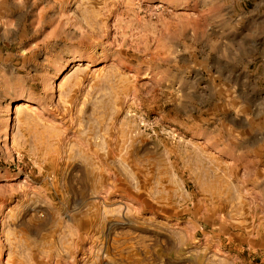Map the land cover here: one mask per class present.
<instances>
[{"label":"rangeland","instance_id":"1","mask_svg":"<svg viewBox=\"0 0 264 264\" xmlns=\"http://www.w3.org/2000/svg\"><path fill=\"white\" fill-rule=\"evenodd\" d=\"M0 264H264V0H0Z\"/></svg>","mask_w":264,"mask_h":264},{"label":"bare ground","instance_id":"2","mask_svg":"<svg viewBox=\"0 0 264 264\" xmlns=\"http://www.w3.org/2000/svg\"><path fill=\"white\" fill-rule=\"evenodd\" d=\"M24 106H27V105H24ZM84 222H86V220H84Z\"/></svg>","mask_w":264,"mask_h":264}]
</instances>
